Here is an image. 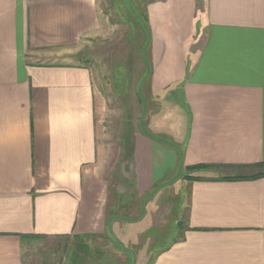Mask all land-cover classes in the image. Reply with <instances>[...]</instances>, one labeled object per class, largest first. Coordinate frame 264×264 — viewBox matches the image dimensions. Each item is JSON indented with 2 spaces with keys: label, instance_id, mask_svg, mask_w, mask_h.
<instances>
[{
  "label": "crops",
  "instance_id": "obj_1",
  "mask_svg": "<svg viewBox=\"0 0 264 264\" xmlns=\"http://www.w3.org/2000/svg\"><path fill=\"white\" fill-rule=\"evenodd\" d=\"M166 1L154 14L163 48L151 54L148 80L182 82L168 88L186 113L183 135L150 122L128 130L121 180L112 171L119 129L105 126L102 82L74 60L82 41L103 31L98 1L0 0V264H24L32 237L104 229L122 239L118 221L106 224L119 186L153 197L174 180L185 208L179 237L153 256L132 252L129 262L264 264V175L252 176L264 163V0H204L196 47L199 0ZM199 164L207 168L192 175L202 179L172 177ZM236 175L244 178H229ZM140 222L128 224L145 231Z\"/></svg>",
  "mask_w": 264,
  "mask_h": 264
},
{
  "label": "rangeland",
  "instance_id": "obj_2",
  "mask_svg": "<svg viewBox=\"0 0 264 264\" xmlns=\"http://www.w3.org/2000/svg\"><path fill=\"white\" fill-rule=\"evenodd\" d=\"M97 1L103 31L100 36L85 38L79 45L80 57L77 56L74 60L88 66L96 82H102L103 95L107 102L105 126L119 129L120 141L117 146L120 164L117 168L112 166V171L118 170L120 179L124 180L128 168L124 159L126 146L122 145L121 139L124 133L128 130L140 131V128L150 122V126H156L159 132L175 133L174 137L183 135L178 132L183 133L186 113L184 109V115L181 110H176L175 92L169 89L181 88L182 82L175 79L167 83L161 81L159 84L151 81L149 84L148 80L151 73L153 76L151 54L154 53L157 58L159 50L163 48L160 25L154 14L158 9L163 10L161 7L165 6L166 0ZM196 10L198 17L194 20V36L191 38L194 43L196 41L193 47L205 35L204 0H199L198 3L196 1ZM158 136L170 139L169 135ZM188 172L187 169L177 170L172 177L181 174L185 179L184 175ZM197 173L196 171L193 174ZM106 183L108 189H111L110 175L106 178ZM177 186L178 182L175 180L167 183L152 198L137 189H133L128 196L123 193L125 185L119 186L123 192L119 193L118 206L114 207L112 213L120 223L121 233L125 232L119 233V236L127 240L126 243L119 237L117 240L120 241L117 242L112 231L104 229L101 231L104 233L82 237H32L23 245L24 264H132L127 260L129 252L144 256L149 253L148 256H153L161 246L169 245L181 233L179 221L184 217L185 208ZM161 187L163 185L157 189ZM114 197L113 193L111 199L114 200ZM179 215L180 220L177 219ZM132 220L141 221L142 225L149 227L145 231H137L135 225L128 224ZM126 226L129 231L124 230ZM129 232L130 236H127L126 233ZM145 236L148 238L144 241ZM133 237L136 238L135 241H132ZM118 244L126 250L122 247L119 250Z\"/></svg>",
  "mask_w": 264,
  "mask_h": 264
},
{
  "label": "trees",
  "instance_id": "obj_3",
  "mask_svg": "<svg viewBox=\"0 0 264 264\" xmlns=\"http://www.w3.org/2000/svg\"><path fill=\"white\" fill-rule=\"evenodd\" d=\"M149 135H151V137H154V135L151 133H149ZM165 142V141H164ZM166 142H168V141H166ZM259 166V171H258V173H256V174H254V175H252V176H258V175H264V163H262V164H260V165H258ZM205 168H207V165H203V164H199V165H192V166H186L185 167V169H187V170H189V172H188V174L187 175H184V177L186 178V179H189V180H197V179H202L203 177H201V176H194V175H191V174H193V173H191V172H196V170H201V169H205ZM229 178H239V179H241V178H244V176H242V175H236L235 177H229ZM116 216V215H115ZM115 216H114V214L112 213V211H110L109 213H108V217H107V224H108V226H110V224H111V222L112 221H114L116 218H115ZM77 237V236H76ZM114 238H116V237H114ZM116 241L117 242H119V240H117V238H116ZM118 249L120 248V249H122L123 248V250H126L124 247H122L121 245H119L118 244ZM122 247V248H121ZM119 249V250H120ZM131 253L132 252H129V256L131 255ZM127 255V256H128ZM129 256H128V258H129Z\"/></svg>",
  "mask_w": 264,
  "mask_h": 264
}]
</instances>
